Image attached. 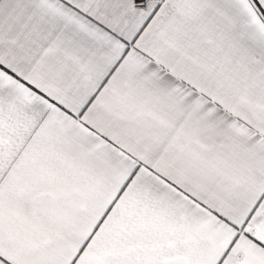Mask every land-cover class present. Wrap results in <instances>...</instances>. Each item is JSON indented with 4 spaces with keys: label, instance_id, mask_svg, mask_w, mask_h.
<instances>
[{
    "label": "snow or ice",
    "instance_id": "obj_1",
    "mask_svg": "<svg viewBox=\"0 0 264 264\" xmlns=\"http://www.w3.org/2000/svg\"><path fill=\"white\" fill-rule=\"evenodd\" d=\"M0 264H264V0H0Z\"/></svg>",
    "mask_w": 264,
    "mask_h": 264
}]
</instances>
